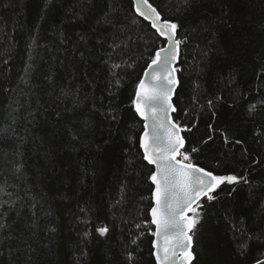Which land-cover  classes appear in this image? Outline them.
<instances>
[{
    "label": "trees",
    "instance_id": "trees-1",
    "mask_svg": "<svg viewBox=\"0 0 264 264\" xmlns=\"http://www.w3.org/2000/svg\"><path fill=\"white\" fill-rule=\"evenodd\" d=\"M149 2L178 25L181 153L244 178L195 206L192 264H264V0ZM164 44L132 0H0V128L7 106H22L15 133L0 134V201L21 198L2 209L15 239L0 264H130L129 253L156 264L154 169L133 101Z\"/></svg>",
    "mask_w": 264,
    "mask_h": 264
},
{
    "label": "snow or ice",
    "instance_id": "snow-or-ice-1",
    "mask_svg": "<svg viewBox=\"0 0 264 264\" xmlns=\"http://www.w3.org/2000/svg\"><path fill=\"white\" fill-rule=\"evenodd\" d=\"M136 12L144 19L150 20L152 28L159 36L165 37L168 41V46L159 48L148 64L151 73L145 71L144 75L148 79L139 81L133 101L136 113L146 122L145 131L140 138L143 160L149 165L155 166V171L149 177L155 186L152 193L154 206L151 208V224L155 226V232L152 234L156 237V240L153 241L156 251L153 254L157 264H191L193 260L190 250L193 240L191 233L198 223V213L193 205L199 207L197 202L202 197H206L209 201L214 200L216 197L213 193L222 184L238 183L244 178L235 175L218 176L211 171L187 163L188 156L180 151L185 143L184 138L180 135L184 129L174 123L168 115L169 111H176L172 103V94L178 84L177 69L173 67L178 58V48L181 43L175 39L178 25L167 20L162 21L161 14L149 0H136ZM112 67L117 68L119 65L113 64ZM116 83L119 84V80ZM64 94L69 95L70 93ZM14 103L17 104V107H12L9 104L5 111V119L10 120L11 123L0 128V134L5 133L9 128L13 134L15 133V128L12 125L17 123L19 117L14 113H17L19 107L22 106L18 101ZM73 103L75 107L76 101L74 100ZM209 103L211 104V101ZM81 123L85 128L89 126L87 119ZM20 139L22 140L23 137ZM72 139L76 140L77 136L72 134ZM236 143L239 144L241 141L237 140ZM14 155L20 156L21 153L17 150ZM178 156L183 158L177 159ZM12 167L13 174L17 176V179H20L19 174L22 173L23 165L14 163ZM5 185H7V181H5ZM13 186L18 187V185ZM4 190L5 187L0 185V192H4ZM7 195L11 197L13 194L7 193ZM20 199L19 196H16L10 202L0 201V245L5 241L15 239L10 232L6 236L2 235L4 231L11 228V225L4 222L6 213L2 209L7 204L11 211L13 205ZM31 207L35 208L36 204H32ZM188 212L193 215L188 216L186 214ZM33 217L31 227L37 228L35 213H33ZM50 231L54 232L55 229L52 228ZM97 231L103 236L109 229L101 227ZM24 243L27 244V240ZM28 248L33 250L31 245H28ZM0 257H2V253H0ZM128 259L131 264V253H129Z\"/></svg>",
    "mask_w": 264,
    "mask_h": 264
},
{
    "label": "water",
    "instance_id": "water-1",
    "mask_svg": "<svg viewBox=\"0 0 264 264\" xmlns=\"http://www.w3.org/2000/svg\"><path fill=\"white\" fill-rule=\"evenodd\" d=\"M133 1V5H134V10H135V13L137 14V16L138 17H140V18H142L144 21H146L147 23H149L150 25H151V21L150 20H146V19H144V17H142V16H140L137 12H136V0H132ZM161 19H162V17H161ZM162 21H163V19H162ZM152 27V26H151ZM152 29H154V28H152ZM155 30V29H154ZM158 34V33H157ZM159 35V34H158ZM164 42H165V44H164V46L163 47H167L168 46V41H167V39L165 38V37H161V36H159ZM175 39H177L178 40V37H177V33H176V36H175ZM180 46H181V43H180V45H179V48H178V58H177V60H176V62L173 64V67H175L176 69H177V66H178V60H179V57H180ZM145 71H149V73H151V70H149L148 69V66H147V68L144 70V72H143V75H142V77H141V79H148V78H146L145 77V75H144V73H145ZM176 78H177V80H178V84H179V78H178V69H177V71H176ZM140 79V80H141ZM139 84V83H138ZM178 84L175 86V89H174V91H173V94H172V103H173V98H174V95H175V92H176V89H177V87H178ZM137 88V87H136ZM136 92V91H135ZM134 99H135V95H134ZM173 106H174V103H173ZM134 108H135V105H134ZM173 113L174 112H171V111H169V113H168V115H169V117L171 118V120L174 122V123H176L181 129H182V127H181V125L178 123V122H176V121H174L173 120ZM138 116H139V114H138ZM140 117V116H139ZM140 119L143 121V126H144V131H145V121H144V119L142 118V117H140ZM150 123V122H149ZM144 131H143V133H144ZM143 133H142V135H143ZM141 135V136H142ZM180 135L183 137V132L181 131V133H180ZM141 138V137H140ZM185 144V143H184ZM183 149V148H182ZM182 149L180 150L181 152H182ZM141 150H142V153H143V149L141 148ZM177 159H179L178 157H177ZM187 163H189V162H187ZM191 164H193V163H191ZM194 165V164H193ZM150 166H152L153 167V169H154V171H155V166L154 165H150ZM196 167H199V166H197V165H195ZM199 168H201V167H199ZM153 185V184H152ZM154 188H155V186L153 185V191H154ZM153 193V192H152ZM206 197H202L201 199H200V201H198L197 203L199 204L203 199H205ZM154 206V200H153V198H152V207ZM196 205L194 204L193 205V207H195ZM188 216H190L191 217V215H190V212H188V213H186ZM150 218H151V210H150ZM153 227H154V232H155V226L154 225H152ZM191 235H192V233H191ZM156 240V237L153 235V241H155ZM152 246H153V244H152ZM193 246H194V243H193V240H192V248L190 249L191 251H192V254H193V260L191 261V264H192V262L194 261V253H193ZM156 251V249L153 247V253ZM153 256H154V259H155V263L157 264V262H156V258H155V255L153 254Z\"/></svg>",
    "mask_w": 264,
    "mask_h": 264
},
{
    "label": "built area",
    "instance_id": "built-area-1",
    "mask_svg": "<svg viewBox=\"0 0 264 264\" xmlns=\"http://www.w3.org/2000/svg\"><path fill=\"white\" fill-rule=\"evenodd\" d=\"M188 156V155H187ZM188 161L187 162H189V163H192V159H191V157L190 156H188Z\"/></svg>",
    "mask_w": 264,
    "mask_h": 264
},
{
    "label": "bare ground",
    "instance_id": "bare-ground-1",
    "mask_svg": "<svg viewBox=\"0 0 264 264\" xmlns=\"http://www.w3.org/2000/svg\"><path fill=\"white\" fill-rule=\"evenodd\" d=\"M183 158V157H182Z\"/></svg>",
    "mask_w": 264,
    "mask_h": 264
}]
</instances>
